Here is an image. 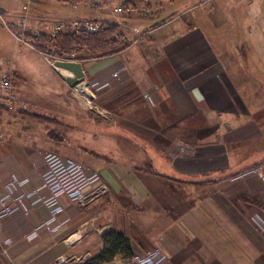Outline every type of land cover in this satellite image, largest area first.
<instances>
[{"label":"crops","instance_id":"crops-1","mask_svg":"<svg viewBox=\"0 0 264 264\" xmlns=\"http://www.w3.org/2000/svg\"><path fill=\"white\" fill-rule=\"evenodd\" d=\"M71 1L0 0V15L6 22L0 23V57L14 65L21 103L92 104L83 105L84 110L71 106L75 114L91 107L108 124L97 127L100 140L105 139L107 145L93 149L102 156L100 162L84 160L90 162V166L84 164L88 172L100 175L85 191L90 193L101 185L108 190L81 209L65 194L52 197L47 187L40 195L35 185L46 170L43 156L56 153L63 157L55 150H68L65 139L56 137L51 146L41 141L27 152L22 144L13 143L16 139L0 133V195L10 190L12 196H25V205L1 222L0 261L85 264L81 258L92 251L90 246L95 243L98 250L102 246L93 225L95 220L105 221L104 198L120 194L135 205L149 206L147 214L153 221L142 218L136 222L135 216L132 232H125L132 233L139 250L164 256L163 264H264V183L259 176H242L257 168L264 177V139L261 135L253 139V127L246 126L254 121L251 113L239 111L247 104L238 94L234 73L223 61L225 48L219 45V37H229L235 27L244 30V39L250 38V28H257L258 43L264 45V0H253L240 15L214 0H150L146 11L157 14L154 20L134 12L118 14L116 7L123 0H100L97 8L86 2L73 7ZM26 5L28 29L52 33L57 21L85 17L115 25L118 51L76 61L83 63L85 83L108 78L118 63L128 69L129 78L96 91L95 97H83L84 82L82 91H76L66 81L73 72L54 66L44 52L21 41L11 28L19 27ZM178 11L180 15L188 12L186 21H178L175 28L179 30L172 33L164 22ZM151 87L159 89L161 102L151 103L145 97ZM220 112L229 122H244L245 126L222 130ZM70 131L81 136L76 128ZM83 135L90 138L89 133ZM9 159L14 162L7 163ZM12 181L25 185L20 183L18 190L6 185ZM172 189L184 192L178 211L163 202L168 194L179 193ZM58 201L66 212L54 223L60 224L57 230L36 242L19 239L20 232L48 220ZM65 218L69 219L62 223ZM7 238L12 241L7 243Z\"/></svg>","mask_w":264,"mask_h":264},{"label":"rangeland","instance_id":"rangeland-1","mask_svg":"<svg viewBox=\"0 0 264 264\" xmlns=\"http://www.w3.org/2000/svg\"><path fill=\"white\" fill-rule=\"evenodd\" d=\"M149 1L150 0H123L121 2V5L126 9H128V7L132 5L137 8L138 13L134 12L137 14V16H147L148 18H150V20H154V18L158 17L157 14H153L154 12H152L151 10L150 12L146 11V7L149 5ZM252 1L253 0H214V3L216 2L218 4L228 6L230 7L229 9L235 11L236 13H239L240 15L241 11L249 7ZM25 7L28 8V5H26ZM187 13L188 12H184L180 15V11H178L170 18L169 21L164 23L165 25L170 27L168 29H170L172 33H175L179 30V27L175 28L177 26V23H179L178 21H186ZM0 23H6L2 15H0ZM232 30L233 29H231V31ZM29 31L34 30L29 29ZM249 31L251 34V36H249L250 38L244 39V30L240 32L239 28L235 27L229 37H227V35H225L224 37H219V45L225 48L224 56L226 57V59L223 58V61L225 65H227L229 72H231L232 74L234 73L233 78L235 79V86L237 87L238 94L242 97L243 102L247 104L246 107L242 106L239 111L243 112L244 110H246L252 115V121L254 122L246 123V126L251 125L253 127V139H257L260 135L264 139V45L258 43V41H260V38L258 35H256L257 28H250ZM246 37L248 36L246 35ZM227 41H230V44H228ZM228 47H231V50L229 52ZM39 67L45 68V66L41 65ZM2 96V93H0V99H2ZM72 105L77 106L78 108L80 107L83 110L84 108H86L83 105L92 107V104L87 103H20V105L18 104L16 108L10 109L6 106V103H0V133L3 134L6 132L8 134V139H16L13 140V143H20L19 145L22 144V148H26L27 152L33 151L36 148V145L40 144L41 141H44L45 144L51 146L53 139H55L56 137H59L61 140L65 139V147L68 150H65V152L63 150L55 151L64 154L65 157L69 156L73 159L75 158L74 160H72L71 158L70 159L86 169L84 164L90 166V162L87 163L84 161L87 158L94 163L100 162L102 156L97 154V151L93 149L98 150L100 149V147H107V145L104 144L106 143V140L103 138L102 140H100L97 130L101 126L106 127L108 124L102 121L93 111V109H90L91 107L87 108L89 110H87L86 113L79 111L80 114H75V110H73V107H71ZM105 114L107 115V113ZM219 114L220 115L218 116L220 117L218 118V126H222V130L232 131L234 129H238L239 127L243 128L245 126L244 122H240L239 124L237 121L231 123L228 121L227 116L222 115L221 112ZM57 117L61 119L60 122H58L59 120L57 119ZM98 126L99 128L97 129ZM73 128L78 129L81 136L75 137V132L70 131V129ZM83 132L89 133L90 138H85ZM40 133L44 137L43 140ZM120 143L123 144V141H120L119 144ZM113 147L119 149L117 146ZM48 150H51V148H49ZM71 150H73L74 153L71 152ZM64 156L60 157L63 160H66L67 158H64ZM13 162L14 160L9 159V162L7 163L10 164ZM60 162L64 163V161L62 160ZM251 170H257L258 172H260L257 168L250 169L249 171ZM56 179H58V177L55 178V180ZM20 183L21 182L12 181L6 185H14L18 190V185ZM21 184V186L25 185L24 183ZM43 189L39 191L40 195H42L41 192L43 191ZM180 190L181 189H172L173 192L179 193H170V195L168 194V196L163 199L164 203L167 202V206L173 207V210L176 209L177 211L179 210L178 206H180L182 203L181 201H183L181 196H183L184 192H180ZM85 194L87 195L89 193L85 192ZM116 195V197L112 195L104 198L103 211L105 212L106 216L104 219L105 221L101 222L100 220H95L96 223L93 225V233L97 236L96 241L99 240L98 235H101L102 237L103 234L110 231H122L121 233L125 234L130 239L133 255L131 257L118 256L117 259L115 258L112 262L110 261L107 263L121 264L120 262L125 261V263L130 262L134 264H146V262L150 260V254L153 252L146 253L143 250H139L135 246V244H133L134 239L132 233H128L125 231H131V229L133 228L132 223L135 216L136 222H141L142 218L146 222L153 221V219L150 218V216H148L147 214V212L149 211V206L147 204H143L140 207V205H135L131 201L130 197H123L120 194ZM7 196L11 197L10 200L4 203L0 201V225L2 220L4 221L5 217L15 215L16 207L25 205L23 204L25 201L24 194L18 193L17 196H12L10 190H8L5 194L0 195L1 199ZM88 199L89 198H87V200ZM38 200L41 201V199ZM174 201L177 204H175ZM60 204L61 203L59 202L56 208H51V211H55L56 209L58 210ZM87 205L88 204H84L83 206V204L80 203L77 206L81 209L83 207H86ZM8 206H11L12 211H8ZM37 206L40 205H34V207ZM49 206L51 207V205ZM96 208L97 210H99L98 206ZM151 208H153V206ZM98 221H100V223H103L104 226L99 225L97 223ZM2 244L4 243L2 242ZM5 247L6 245L4 244L1 251L6 255L7 251ZM90 247L92 248V251L81 258V260L84 261L85 257L88 258L87 261L91 260L92 257L96 254V251L99 249L98 245H96L95 243ZM97 252H99V250ZM87 261H85V264Z\"/></svg>","mask_w":264,"mask_h":264},{"label":"built area","instance_id":"built-area-1","mask_svg":"<svg viewBox=\"0 0 264 264\" xmlns=\"http://www.w3.org/2000/svg\"><path fill=\"white\" fill-rule=\"evenodd\" d=\"M83 2L88 3L89 5H91V7L97 8L99 7L100 0H84ZM71 3L73 7H77V1H71ZM27 10V7L23 8L24 12L18 23L19 29L21 30V34H17V36L21 41L27 43L32 48L38 49L33 42L28 41L25 38V35H31L33 39L37 41L42 38L44 32L40 29L29 31L26 15ZM127 11L138 13L137 8L132 5H130L128 9L123 7L121 4L116 7V12L120 15H123ZM103 24V20L98 18H67L61 21H57L51 34L56 36L67 32H74L78 34L96 33L103 28ZM123 40L127 41L126 38H124ZM44 53L47 55V57H49V60L51 62H54V60L57 59L76 61V53L74 52L72 54L63 55L60 57H54L51 54H48L46 52ZM0 66H2V70L0 73V93H2L3 95L2 103H6V106L8 108L14 109L18 106V104L20 105L21 103L16 93L14 65H12L5 58L0 57ZM127 78H129L128 69L124 65L118 63L111 69V73L108 78H93L88 80L86 83L85 81H83L85 84V91L81 95L83 97L85 96L86 98H89L91 96L95 97L97 93L96 91H100L102 89L117 85L122 81L126 80ZM74 88L76 89V91H82V86H80L79 89L77 87ZM145 97L150 100L151 103L161 102L160 92L157 87H151L150 89H148L145 92ZM39 157H41V155ZM43 157L46 170L44 171L41 180L37 181V184L35 185L36 191L47 187L52 197L57 198L65 194L70 199L71 204L75 206L80 203H82L83 206L84 204H89L107 192V186L101 185L100 187L94 188L93 191H91L89 194H85V189L87 187L96 184L100 180L99 173L88 172L81 165L75 163L71 159L63 160L56 153L44 154ZM61 160L64 161V163L60 162ZM242 176H259L264 183V177L261 176L260 172H258L257 170L247 171ZM57 177L58 179L55 180V178ZM10 198V196H7L3 199H1L0 197V201L4 203L10 200ZM87 198L89 199L87 200ZM11 209V206H8L9 212L12 211ZM65 212L66 207L60 204L58 210H52V216L48 220H45L39 225L32 226L29 230L25 232H20L19 239H27L31 242H36L43 236V234L45 235L54 232L60 226V224L54 223L58 220L59 215ZM66 219L68 220L69 218H65L62 223H64ZM72 237L73 235L70 238ZM11 241L12 239L10 238L6 239L7 243H10ZM87 260L88 258L85 257L84 262ZM61 261L64 262L66 261V259L61 258ZM164 261V256H162L159 252H153L150 254V260L147 261L146 264H163ZM0 264L15 263L12 260H7L5 262L0 261Z\"/></svg>","mask_w":264,"mask_h":264},{"label":"trees","instance_id":"trees-1","mask_svg":"<svg viewBox=\"0 0 264 264\" xmlns=\"http://www.w3.org/2000/svg\"><path fill=\"white\" fill-rule=\"evenodd\" d=\"M83 2L84 0H74ZM16 34H21L19 27H11ZM115 25L103 24V28L96 33L67 32L54 36L43 33L40 40H34L31 35H25L28 41L33 42L39 50L51 55H68L76 53V58L97 57L111 54L120 49L117 45ZM102 246L86 264H105L112 262L118 256L131 257L133 255L130 239L123 233L110 231L101 237Z\"/></svg>","mask_w":264,"mask_h":264},{"label":"water","instance_id":"water-1","mask_svg":"<svg viewBox=\"0 0 264 264\" xmlns=\"http://www.w3.org/2000/svg\"><path fill=\"white\" fill-rule=\"evenodd\" d=\"M166 19L167 17L159 21V23L164 22ZM53 64L56 67H62L67 69V71L73 72V75H68L66 77V81L71 87H77L78 89L80 88L86 77V72L82 62L57 59L53 62Z\"/></svg>","mask_w":264,"mask_h":264},{"label":"bare ground","instance_id":"bare-ground-1","mask_svg":"<svg viewBox=\"0 0 264 264\" xmlns=\"http://www.w3.org/2000/svg\"><path fill=\"white\" fill-rule=\"evenodd\" d=\"M81 97V96H80ZM85 102H87V101H85ZM87 104H89V103H87Z\"/></svg>","mask_w":264,"mask_h":264}]
</instances>
